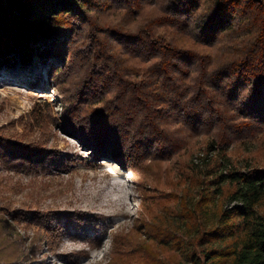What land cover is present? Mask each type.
Wrapping results in <instances>:
<instances>
[{
  "label": "trees",
  "instance_id": "obj_1",
  "mask_svg": "<svg viewBox=\"0 0 264 264\" xmlns=\"http://www.w3.org/2000/svg\"><path fill=\"white\" fill-rule=\"evenodd\" d=\"M113 3L137 23L103 22L106 0H0V67L16 51L63 60L50 71L62 112L33 113L44 136L0 139V160L66 169L72 160L45 140L53 124L131 171L145 215L115 234L109 264H264V168L228 156L264 136V0ZM199 138L217 154L202 168L187 156Z\"/></svg>",
  "mask_w": 264,
  "mask_h": 264
},
{
  "label": "rangeland",
  "instance_id": "obj_2",
  "mask_svg": "<svg viewBox=\"0 0 264 264\" xmlns=\"http://www.w3.org/2000/svg\"><path fill=\"white\" fill-rule=\"evenodd\" d=\"M106 2L113 5L101 16L103 22L137 23L136 18L126 19L124 9L113 0ZM74 23L82 27L80 20ZM40 44L44 47V41ZM89 49L88 44L85 51ZM48 58L44 61L36 49L29 62L16 51L0 67V139L39 141L44 134L33 113L62 112L59 84L50 71L52 64L63 60L53 54ZM49 129L47 145L72 160L66 169H14L0 160V264H109L115 234L129 233L145 215L135 177L114 161L96 160L88 148L55 125ZM208 141L194 142L187 154L191 164L204 166L205 160L199 159L207 155V161L216 158ZM228 156L239 170L264 168V136L232 145ZM175 201L169 197L165 202ZM36 213L43 214L44 225L35 221ZM73 216L85 221L73 223Z\"/></svg>",
  "mask_w": 264,
  "mask_h": 264
},
{
  "label": "built area",
  "instance_id": "obj_3",
  "mask_svg": "<svg viewBox=\"0 0 264 264\" xmlns=\"http://www.w3.org/2000/svg\"><path fill=\"white\" fill-rule=\"evenodd\" d=\"M234 204V202H232L231 204H230V206H232Z\"/></svg>",
  "mask_w": 264,
  "mask_h": 264
}]
</instances>
